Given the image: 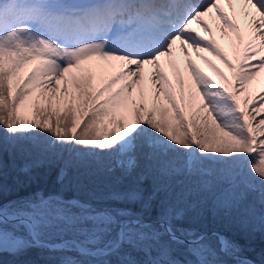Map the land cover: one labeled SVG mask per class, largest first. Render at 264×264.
<instances>
[{"label":"snow or ice","instance_id":"snow-or-ice-1","mask_svg":"<svg viewBox=\"0 0 264 264\" xmlns=\"http://www.w3.org/2000/svg\"><path fill=\"white\" fill-rule=\"evenodd\" d=\"M239 2L250 17L247 40L236 0H0V128L12 137L44 133L62 147L118 156L126 176L141 159L145 174L174 175L170 155L176 153L191 157L185 167L193 170L248 162L264 190V92L258 101L253 95L241 101L247 85L264 72V0ZM213 12L222 37L232 42L235 63L204 19ZM194 22L209 35H201ZM21 106L31 108L33 118L22 115ZM3 152L0 141V176ZM142 183L137 176L102 207L39 194L5 203L0 183V253L11 217L27 233L11 237L15 253L39 247L75 251L80 258L61 264H224L186 222L188 208L161 196L163 186L146 191ZM49 228L73 235L48 244L43 235ZM219 243L220 253L237 252L232 242Z\"/></svg>","mask_w":264,"mask_h":264},{"label":"trees","instance_id":"trees-1","mask_svg":"<svg viewBox=\"0 0 264 264\" xmlns=\"http://www.w3.org/2000/svg\"><path fill=\"white\" fill-rule=\"evenodd\" d=\"M3 147L0 182L8 183L17 191L7 196L3 195L4 202L13 195L19 198L27 197L35 191L46 195L55 194L59 191L62 177L68 173H73L74 183L77 182L76 179L83 181L95 171L102 173L107 180H127L132 183H135L137 176H141L142 187L146 191L159 184L165 189L161 196H167L170 201L181 206L188 204L190 207L186 222H191L190 213L197 217L193 218L192 224L200 233L218 229L227 235L241 234L242 232H235L237 226L233 229L226 225L225 221L232 216L240 215L243 202L256 197L253 196V186H259L250 172L248 162L242 166L222 165L219 169L217 164L210 163V168L213 167L214 170L206 175L200 173L203 170L186 168L185 160L176 153L170 155L176 168L174 175L161 177L156 173L145 174V162L141 159L136 172L132 176H126L115 155L88 154L83 149L76 148L68 152V147H62L53 142L51 137L40 133L20 137H12L6 133ZM26 149L32 151L30 156L27 155ZM37 153L42 154L45 163L36 162L39 159ZM204 183L218 184L214 194L207 195L208 190L202 187ZM197 198L199 199L196 200ZM248 236L240 241L241 250L260 261L264 258V232L258 231L253 236L248 232ZM73 252L75 251H50L48 248L32 247L17 254L4 249L0 253V264H61L65 258L74 255ZM52 253H56L58 258H52L50 256Z\"/></svg>","mask_w":264,"mask_h":264},{"label":"rangeland","instance_id":"rangeland-1","mask_svg":"<svg viewBox=\"0 0 264 264\" xmlns=\"http://www.w3.org/2000/svg\"><path fill=\"white\" fill-rule=\"evenodd\" d=\"M222 7H224V10L227 11L229 13V15L231 16L232 13V9H230L227 4H223L222 3ZM235 8H236V19L237 22L244 25L245 27L247 26V20L250 19V17L246 18L244 13L246 11H248V9H245L244 6L239 2V0H236L235 3ZM254 11V10H252ZM205 20L208 21L209 25L212 27V32L213 35L215 36V39L217 40L218 45L225 51V53L228 55L229 59L233 60V62H236V53L232 47V42L229 38H223L222 34L219 30V25H220V21L218 20V18L215 16V12H213V14H211L210 16H206L204 18ZM193 27L196 28L201 35H205L208 36V33H205L203 31V29L201 28V26L197 23H193ZM247 29V30H246ZM248 32V34H247ZM250 33V30L246 27L245 29H243V34H245V40H247L248 35ZM211 38V37H210ZM205 55L209 56V59L213 60L219 67H221L229 76V79H232V73L226 68L225 65H223V63L219 60H217L214 56H211L208 53H205ZM175 58L178 59L180 61V68L181 71H184V57L183 54L180 52L179 47L177 45V50H176V54H175ZM192 58L196 61V63L206 72L209 73V75H212L215 77V74L212 72V70L208 67L207 64L204 63L203 60L199 59L196 55L195 52H193L192 54ZM162 64L164 65L165 71L168 72L169 77L171 79H173V83H175V79L172 75V71L169 68L166 60L162 59ZM151 69L149 67L146 66V72L150 71ZM26 74V73H23ZM148 87H150V85H147ZM118 87V85H117ZM247 89L248 91L245 93H241V101L243 103V100L245 98V96L247 95H253L257 97V101H258V96L260 93L264 92V72L260 73V75L254 80L252 81L251 84L247 85ZM34 99L33 97H29V101L28 103H31V101ZM251 107H253V105H249V109L251 110ZM21 114L26 116L27 118L31 119L33 118V111L31 108H25L24 106H21ZM259 118V117H258ZM41 135H45L47 137H50L47 134L44 133H40ZM5 137H6V131L3 130L2 128H0V141H2L3 144H5ZM2 139V140H1ZM52 141L54 142V139L51 137ZM73 148L72 147H68L67 150L68 152H70ZM26 153L28 156H30V153H32L31 150H27L26 149ZM39 154V159L36 160V162L38 163H45L43 160V157L41 153H37ZM88 154H93L91 152H88ZM180 157L184 160L186 159H191V157H185V155L180 154ZM46 159V158H45ZM116 159L119 163V160L121 159L120 157L116 156ZM28 162V161H27ZM245 162H242L239 164V166H242ZM218 169L222 166V165H218ZM200 170H203L200 173L206 174L210 172H212L214 169L213 167L210 168V166L208 165L207 167H202L200 168ZM97 173V174H95ZM94 175V177H93ZM204 176V175H203ZM73 173H68L67 175L62 177L61 180V184L59 187V191L55 194H41L40 191H35L32 194H28L27 197H17L16 195L11 196L9 199H7V201L5 203L8 202H15L17 200L23 199V198H30L36 194H39L41 196H43L45 199L48 198H52V199H58L60 201L63 202H72V201H79V202H84V203H91L93 205H96L98 207H102L105 206L107 204H110L111 201L108 199L109 195L113 192H121V191H125L127 190L129 187L133 186L134 183H132V181H118V180H114V179H108L107 177H103L102 173H99L97 171L93 172V174L90 175V177H86L83 181H80L78 179H76V183L73 182ZM205 178V177H204ZM3 184V195L7 196L13 193H17V191L13 188L10 187L8 183L6 182H0ZM143 186V185H141ZM218 184H213L211 183L209 185V183H204L203 184V188L207 191L208 190V194L207 195H211L212 193L214 194L215 189L217 188ZM253 200L249 199V200H245L243 202V207L242 210L240 211V215L238 217H230V219H227L226 225H229V227L235 229V226H237L238 228L235 230V232H242L241 234H234L235 236L232 235H227L225 234L226 238L228 239V241L232 242L233 244L236 245L237 247V252L239 253H243V254H247L242 252L241 250V245H240V241L244 240V238L249 237L248 236V232L253 235H255L258 231H262L264 232V191L260 190L259 186H253ZM256 188H259V190H255ZM52 189H54V186L52 187ZM206 195V196H207ZM213 196V195H212ZM199 197V195H198ZM199 198H197L196 200H198ZM178 207L181 208H188L189 209V205H179L178 203H175ZM189 213V210H188ZM191 222H187L189 224L194 223L192 220H194L197 217H194L191 213ZM194 218V219H193ZM193 225V224H192ZM6 231L9 234V240L7 241V246L5 247V249H8L10 251H13L11 248V237L13 235L16 236H26V230L17 222L9 219L6 222ZM263 234V233H262ZM73 235V233L67 232V231H62L59 229H54V228H49L46 229L44 231V235L43 238L47 239V240H52V241H63L65 239H70L71 236ZM206 237V241L209 245H211L213 248H215L218 252V255L215 257L216 259H219L221 261L224 262V264H239V261H246L247 264H256L255 262H253L251 259L246 258V257H230L227 254H223L219 252V248H220V238L217 234H211V235H205ZM234 237V238H232ZM244 237V238H243ZM251 237V236H250ZM41 253V252H40ZM74 255L70 256L69 258H77L76 253L73 252ZM52 258L56 259L58 258V256L56 255V253H52L50 255ZM143 257H140V259H142ZM254 258V257H253ZM62 259V258H60ZM189 259H191L189 257ZM55 261V260H53ZM49 262V260H48ZM261 264H264V258H262L259 261Z\"/></svg>","mask_w":264,"mask_h":264},{"label":"water","instance_id":"water-1","mask_svg":"<svg viewBox=\"0 0 264 264\" xmlns=\"http://www.w3.org/2000/svg\"><path fill=\"white\" fill-rule=\"evenodd\" d=\"M9 219H12L11 217ZM213 233H217L220 237V240L221 239H224L226 240V236L224 233H222L221 231H218V230H212V231H208V232H205V233H202L204 236L205 235H209V234H213ZM46 243L48 244H59L61 241H50V240H47V239H43ZM231 256H242V257H246V258H249L251 259L253 262H255L256 264H261L259 261H257L256 259H254L253 257L249 256V255H246V254H242V253H235V254H229Z\"/></svg>","mask_w":264,"mask_h":264}]
</instances>
